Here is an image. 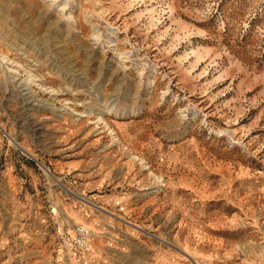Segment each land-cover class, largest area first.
I'll return each mask as SVG.
<instances>
[{"label": "rangeland", "instance_id": "1", "mask_svg": "<svg viewBox=\"0 0 264 264\" xmlns=\"http://www.w3.org/2000/svg\"><path fill=\"white\" fill-rule=\"evenodd\" d=\"M76 225L93 264H264V0H0V264H87Z\"/></svg>", "mask_w": 264, "mask_h": 264}, {"label": "crops", "instance_id": "2", "mask_svg": "<svg viewBox=\"0 0 264 264\" xmlns=\"http://www.w3.org/2000/svg\"><path fill=\"white\" fill-rule=\"evenodd\" d=\"M7 178H8V180H7V184L5 186L6 187V193L8 195H10L12 201H15L16 198H17V195H18L17 193H21L23 188L24 187L26 188L25 184L27 183V181L24 180L23 177H20V176L17 177L15 175H12V173H9L7 175ZM4 208L7 209L12 214V212L10 211L9 208H7V207H4ZM61 214L64 215L63 213H61ZM15 216L17 217L16 213H14L12 215V218H14ZM74 216H75L74 219L75 218H80V217L76 216V214ZM109 222H110V218H108V217L104 218V219L96 218L93 221V225L95 227H97L101 233L102 232L104 233V230H106L108 228L107 226L109 225ZM54 223H56V218L53 215H51V221H50L49 224L53 226ZM52 228H54V227H52ZM55 237H57V234L53 233V232L50 233L49 235H47L46 239H48L47 245H48L49 249L52 248V246H54L53 239H55ZM63 237H64V235H63ZM65 237H66V235H65ZM96 245H101L102 248H98L101 251H104V250H116L115 248L118 249V247H117L118 245L115 244L114 242H111V243L110 242L96 243ZM95 250H96V248L94 249V246L92 245L91 252L89 253V256H88L89 257V261L87 260V264H93L94 263L92 259L94 258L93 252H95Z\"/></svg>", "mask_w": 264, "mask_h": 264}, {"label": "built area", "instance_id": "3", "mask_svg": "<svg viewBox=\"0 0 264 264\" xmlns=\"http://www.w3.org/2000/svg\"><path fill=\"white\" fill-rule=\"evenodd\" d=\"M91 231L81 225H76L73 235L69 239L64 240L65 249L70 252L71 250H76L81 256H87L92 249L91 244Z\"/></svg>", "mask_w": 264, "mask_h": 264}]
</instances>
